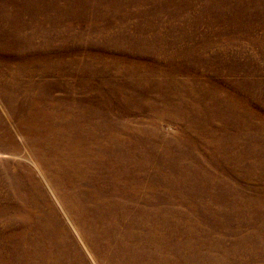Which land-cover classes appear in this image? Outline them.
<instances>
[{"label":"rangeland","instance_id":"rangeland-1","mask_svg":"<svg viewBox=\"0 0 264 264\" xmlns=\"http://www.w3.org/2000/svg\"><path fill=\"white\" fill-rule=\"evenodd\" d=\"M65 183L140 264H264V0H0V264H94Z\"/></svg>","mask_w":264,"mask_h":264},{"label":"bare ground","instance_id":"bare-ground-1","mask_svg":"<svg viewBox=\"0 0 264 264\" xmlns=\"http://www.w3.org/2000/svg\"><path fill=\"white\" fill-rule=\"evenodd\" d=\"M65 187L68 197L74 205L71 212L80 227L83 238L76 228L75 230L90 253L93 263L140 264L131 247L128 246L122 250L110 242L98 212L92 209L83 199H77L70 190L68 183H65ZM40 233V242L44 246L43 254H41L43 258L50 259L53 264H81L83 262L78 245H75L70 239H61L51 223L46 222V225L41 227Z\"/></svg>","mask_w":264,"mask_h":264}]
</instances>
